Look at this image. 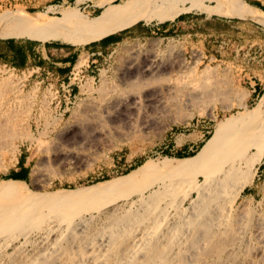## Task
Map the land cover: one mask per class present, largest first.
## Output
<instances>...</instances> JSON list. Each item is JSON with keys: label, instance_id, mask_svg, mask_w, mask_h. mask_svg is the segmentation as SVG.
<instances>
[{"label": "rangeland", "instance_id": "1", "mask_svg": "<svg viewBox=\"0 0 264 264\" xmlns=\"http://www.w3.org/2000/svg\"><path fill=\"white\" fill-rule=\"evenodd\" d=\"M53 1L26 9L45 13ZM173 1H179L186 8L190 6L188 0ZM195 1L204 3L205 7H195L176 16V20L181 15L193 18L192 23L184 24L175 33L162 30L172 20L146 22L129 13L119 17L114 27L140 22L119 31L120 41L107 52L93 56L97 59L96 67L90 73L92 77L87 76L88 84L82 90L85 93L71 98L73 104L66 112L63 104L60 108L56 107L57 102L48 107L43 105L49 83L46 79L42 81L43 75L19 72L18 77L23 78L24 97L13 96L4 100L0 113L9 108L8 113H14L15 131L19 135L16 146L20 150L18 155H14L9 147H0V185L28 182V187L23 188L25 193L17 185L11 189L20 190L26 196L32 193L33 197H46L66 190L77 191L122 178L147 163L162 166L166 162L176 163L192 158L190 156L212 137L218 122L231 114L244 112V105L249 110L258 108L259 120L263 121L264 7L260 10L248 2L260 1L264 6V0ZM71 6L78 7L77 4ZM64 7L54 8L62 10ZM223 7L229 9L217 10ZM7 8L14 6L1 8L0 17L17 20L23 17L19 16L20 11H3ZM102 8L91 11L92 7H80V10L94 17ZM144 9L145 6H135L132 10L138 12ZM206 11L214 13L208 14ZM150 28L153 30L147 33ZM42 43L64 44L59 41ZM148 52L158 54L157 61L163 74L147 85L141 71ZM2 62L9 63L0 60ZM86 63L87 54H84L73 72ZM169 63L175 66L171 73L167 71ZM7 77L10 76L0 73V80ZM252 87H259L257 96V92L251 91ZM133 97L141 99L139 111L130 108ZM146 97L155 99L151 107L146 108ZM254 152L257 153V150ZM21 159L29 162L28 172L22 171L27 180L8 178L11 171H18L22 167ZM133 166L137 167L125 174ZM257 167L253 181L245 186L230 211L236 237L228 251L223 253L224 264H264V158ZM194 180L192 176H187L178 183L173 182V186L167 190L164 184L157 182L145 189L143 194L117 197V200L108 201L103 208L86 210L81 218L75 220L73 230L83 238L86 243L84 247L90 246L87 244L89 241L96 246L106 244L108 234L105 229L111 219L130 212L143 213L142 209L147 203L155 199V211L170 212H166L169 218L162 234L180 233L187 239L196 238L197 230L191 228L190 223L201 207L202 196L191 183ZM199 182L203 185L205 180L201 177ZM234 186L236 188V184ZM234 186L229 188V194ZM89 198L92 199V196ZM89 198L84 199L89 201ZM174 200L179 201L177 206H171ZM122 227L116 226L117 230H122ZM94 237L96 239H92ZM185 237L184 242H187ZM36 240L34 243L41 239ZM68 245L63 244L64 247ZM73 245L70 244L71 250L76 251V243ZM31 247L28 250L34 249Z\"/></svg>", "mask_w": 264, "mask_h": 264}, {"label": "bare ground", "instance_id": "2", "mask_svg": "<svg viewBox=\"0 0 264 264\" xmlns=\"http://www.w3.org/2000/svg\"><path fill=\"white\" fill-rule=\"evenodd\" d=\"M149 1V13L152 14L166 0ZM41 15L37 13L11 24L39 25ZM103 16L90 27L79 45L88 44L92 40L100 28ZM156 55L149 52L145 55V66L141 71L144 84L148 85L163 74ZM174 67L173 63H169L167 71L171 73ZM8 76L0 80V107L4 105V100L24 95V84H21L23 78L14 74ZM87 84L86 81L81 89ZM150 97L145 98L146 108L155 103V99ZM131 101L130 108L139 111L141 99L133 97ZM243 108L244 112L231 114L219 121L212 137L203 143L195 156L187 160L166 162L162 166L147 163L122 178L79 188L77 191L48 194L46 197H33L32 193L28 195L29 192L26 196L17 188L16 191L11 189L15 185L21 189L27 188L28 182L0 185V264H224L223 253L228 251L236 237L230 211L245 186L253 181L258 170L257 164L264 158L261 157L264 154V120H259L258 108L249 110L246 105ZM5 111L0 113V147H9L14 155H18L20 149L16 146V140L19 135L15 131L14 113ZM187 176L195 179L191 183L202 196L201 207L190 221L191 228L197 230V237H193L195 239L184 236L187 240L184 242L180 233L177 235L171 231L169 235L164 232V236L162 229L169 218L166 213L169 211H155V199L149 201L146 207L144 205L143 213L130 212L123 217L115 216L111 219L105 229L108 234L106 244H103L105 241L102 239L103 245L96 246L89 241L87 244L90 246L84 247L83 238L78 237L73 230L75 220L81 218L86 210L103 208L108 201H114L117 197L143 194L145 189L157 182L164 184L167 190L173 186V182L178 183V180ZM201 177L205 180L203 185L199 182ZM231 186H234V190L229 194ZM22 191L25 193L26 190ZM87 197L89 201L84 199ZM178 203L174 200L171 206H177ZM119 225L123 226L122 230H117L116 226ZM66 232L69 234L66 235ZM37 238L41 240L34 243ZM66 241L69 245L64 247ZM72 243H76V251L71 250ZM30 245L34 248L31 251L28 250Z\"/></svg>", "mask_w": 264, "mask_h": 264}, {"label": "crops", "instance_id": "3", "mask_svg": "<svg viewBox=\"0 0 264 264\" xmlns=\"http://www.w3.org/2000/svg\"><path fill=\"white\" fill-rule=\"evenodd\" d=\"M30 0H0V9L7 6H14V8H7L3 11H20L23 16L20 19H24L41 13L39 19V25H33L25 23L21 26H15L11 23L17 19L13 17H0V60L9 62L8 64L17 68L25 69L29 67H36L40 69V73L44 76V79L51 78L54 81H64L68 78L69 74L74 68L80 58L87 54V64L82 66V75H90L94 72V68L97 59L93 56L99 55L102 52H107L111 46L116 42V37H111L112 34H117L119 31L128 29L133 25L128 26H117L119 17L129 13L132 17L140 19L146 22L156 20L157 22H163L165 20H172L168 22L164 27L163 31L175 33L183 28L184 24L192 23L193 16L181 15L178 19H174L179 14L189 11L192 8L200 7L204 8L205 4L197 2L195 0H188L187 8L181 5L179 1L166 0L164 4L150 14L149 9L151 7L150 1L144 3V0H122L119 3H109L114 0H90L82 5L77 3L82 0H55L52 4L48 5L45 13L44 12H31L26 8L37 7L29 3ZM41 6L46 3L44 0H40ZM251 5L262 10L263 3L260 1L248 2ZM22 4L23 6L17 5ZM71 4H77V6H71ZM69 5V6H68ZM56 8H62V10H56ZM67 6V7H66ZM135 6H145V9L138 12H133ZM80 7H92L91 11L101 9V12L91 17L86 15L80 10ZM227 7H223L226 11ZM241 11V10H236ZM207 12V11H206ZM213 14L212 12H207ZM60 14L59 17L55 15ZM102 15L100 28L88 44H84L83 47H68L61 45H50L42 42L47 41H59L61 43L79 45L84 38L87 31ZM174 19V20H173ZM114 27V28H113ZM196 35L197 33H193ZM41 41V42H39ZM6 63V62H5ZM81 65V63H80ZM258 86V83H255ZM259 87H252V92L259 94ZM29 162L21 159L22 167L28 168Z\"/></svg>", "mask_w": 264, "mask_h": 264}, {"label": "built area", "instance_id": "4", "mask_svg": "<svg viewBox=\"0 0 264 264\" xmlns=\"http://www.w3.org/2000/svg\"><path fill=\"white\" fill-rule=\"evenodd\" d=\"M44 1V0H43ZM45 1H51V0H45ZM90 2V0H83L77 4L82 5L85 2ZM40 0H30L29 3H31L32 5L38 6L40 4ZM96 61H94L95 63ZM87 64V63H86ZM85 65V64H84ZM83 66V65H82ZM82 66L80 68L79 71L72 72L69 74L68 76V80H64V81H54L51 78H48L46 80L49 81V83L47 84V92L46 94H44L43 96V105L48 107L50 106L52 103L57 102L56 103V107L59 106V108L61 107V105H64V112H66L70 106L73 104V101L71 98H75L77 94L80 93H85L82 92V85L86 83V79L87 76L92 77V75H82ZM19 72L21 74L24 73H28L30 75H35V76H39L42 75L40 72L39 68L36 67H29V68H25V69H17L11 65H9L8 63L2 62L0 63V73L2 74H14L16 76H18L17 74H19ZM42 81H44V77H42ZM74 88L77 89L76 92H74ZM48 101V105L45 104V102Z\"/></svg>", "mask_w": 264, "mask_h": 264}, {"label": "trees", "instance_id": "5", "mask_svg": "<svg viewBox=\"0 0 264 264\" xmlns=\"http://www.w3.org/2000/svg\"><path fill=\"white\" fill-rule=\"evenodd\" d=\"M138 22H140V21H138ZM151 30H153V29L150 28V29L147 31V33H149V31H151ZM111 37H116V38H117V39H116V42L120 41V37H119L118 34H112ZM64 44H66V43H64ZM64 44H57V45L68 46V45H64ZM195 154H196V153L192 154L190 157L195 156ZM178 157H184V156H183V155H178ZM136 167H137V166H136ZM136 167H135V166L130 167L129 169H127V171L125 172V174L128 173L129 171H130V172L133 171L134 168H136ZM23 170H26V171L28 172L27 168H25V167H21L18 171H11V172L7 175V177H8V178H12V179H14V180L26 181V180H27V176L22 175V171H23Z\"/></svg>", "mask_w": 264, "mask_h": 264}]
</instances>
